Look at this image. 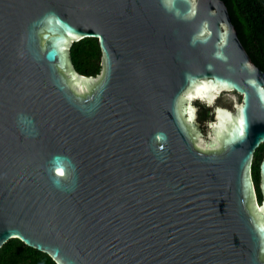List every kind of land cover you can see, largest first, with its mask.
Here are the masks:
<instances>
[{
	"label": "water",
	"instance_id": "95a60500",
	"mask_svg": "<svg viewBox=\"0 0 264 264\" xmlns=\"http://www.w3.org/2000/svg\"><path fill=\"white\" fill-rule=\"evenodd\" d=\"M85 38L102 51L96 77L70 58ZM251 57L225 0H0V249L264 264V71ZM197 101L214 111L206 131Z\"/></svg>",
	"mask_w": 264,
	"mask_h": 264
},
{
	"label": "trees",
	"instance_id": "16d2710c",
	"mask_svg": "<svg viewBox=\"0 0 264 264\" xmlns=\"http://www.w3.org/2000/svg\"><path fill=\"white\" fill-rule=\"evenodd\" d=\"M240 38L251 54L252 61L264 71V0H225ZM76 72L85 77H96L102 72V51L96 38L76 41L70 49ZM236 94V93H235ZM231 106V102L222 100ZM198 121L206 129L214 111L206 103L197 101ZM264 158V144L256 150L253 161V180L258 200L262 201L260 165ZM0 264H56L47 254L26 246L17 239L6 242L0 249Z\"/></svg>",
	"mask_w": 264,
	"mask_h": 264
},
{
	"label": "flooded vegetation",
	"instance_id": "af4514ba",
	"mask_svg": "<svg viewBox=\"0 0 264 264\" xmlns=\"http://www.w3.org/2000/svg\"><path fill=\"white\" fill-rule=\"evenodd\" d=\"M206 129H207V128H206ZM206 129L203 128L202 130H203V131H206Z\"/></svg>",
	"mask_w": 264,
	"mask_h": 264
},
{
	"label": "bare ground",
	"instance_id": "6f19581e",
	"mask_svg": "<svg viewBox=\"0 0 264 264\" xmlns=\"http://www.w3.org/2000/svg\"><path fill=\"white\" fill-rule=\"evenodd\" d=\"M260 210H261V208H260Z\"/></svg>",
	"mask_w": 264,
	"mask_h": 264
}]
</instances>
